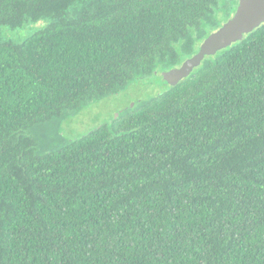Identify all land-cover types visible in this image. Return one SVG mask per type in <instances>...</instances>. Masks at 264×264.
Instances as JSON below:
<instances>
[{
	"label": "trees",
	"instance_id": "obj_1",
	"mask_svg": "<svg viewBox=\"0 0 264 264\" xmlns=\"http://www.w3.org/2000/svg\"><path fill=\"white\" fill-rule=\"evenodd\" d=\"M236 4L0 0V264H264V22L111 123L56 132Z\"/></svg>",
	"mask_w": 264,
	"mask_h": 264
},
{
	"label": "rangeland",
	"instance_id": "obj_2",
	"mask_svg": "<svg viewBox=\"0 0 264 264\" xmlns=\"http://www.w3.org/2000/svg\"><path fill=\"white\" fill-rule=\"evenodd\" d=\"M222 6L224 5L221 2ZM226 14L227 12L220 13L218 20L225 21ZM159 74L133 78L119 92L86 103L79 111L65 117L56 132L66 139H72L98 125L111 123L124 108L139 100L151 98L165 87L161 71Z\"/></svg>",
	"mask_w": 264,
	"mask_h": 264
},
{
	"label": "water",
	"instance_id": "obj_3",
	"mask_svg": "<svg viewBox=\"0 0 264 264\" xmlns=\"http://www.w3.org/2000/svg\"><path fill=\"white\" fill-rule=\"evenodd\" d=\"M264 22V0H238L234 13L200 43L198 50L180 65L161 71L166 83L176 85L199 66L206 56L214 55Z\"/></svg>",
	"mask_w": 264,
	"mask_h": 264
},
{
	"label": "flooded vegetation",
	"instance_id": "obj_4",
	"mask_svg": "<svg viewBox=\"0 0 264 264\" xmlns=\"http://www.w3.org/2000/svg\"><path fill=\"white\" fill-rule=\"evenodd\" d=\"M237 3H238V0H237ZM236 6H237V4H236ZM235 9H236V8H235ZM234 11H235V10H234ZM234 11L230 14V16L234 13ZM230 16H229V17H230ZM229 17H228V18H229ZM228 18H227V19H228ZM227 19H226V20H227ZM226 20H225V21H226ZM225 21H223V22L220 24V26H221ZM217 28H218V27H217ZM217 28H216V29H217ZM213 31H214V30H213ZM199 45H200V44H199ZM198 48H199V47H198ZM197 50H198V49H197Z\"/></svg>",
	"mask_w": 264,
	"mask_h": 264
}]
</instances>
